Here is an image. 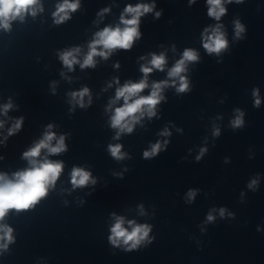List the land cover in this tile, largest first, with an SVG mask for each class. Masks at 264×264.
<instances>
[{
    "label": "clouds",
    "instance_id": "clouds-1",
    "mask_svg": "<svg viewBox=\"0 0 264 264\" xmlns=\"http://www.w3.org/2000/svg\"><path fill=\"white\" fill-rule=\"evenodd\" d=\"M196 0H189L190 4L195 3ZM225 0H207L208 16L219 21L222 16L226 14L227 9L224 7ZM233 0H227V3H232ZM236 3H242L243 0H235ZM38 4V0H0V28L4 30H10L11 21L20 18L23 20L24 15L31 13L35 16V5ZM79 0L72 2V0H63V3L57 6L56 12L53 13L55 23L60 24L70 18L69 13L75 12L79 8ZM154 4H136L135 6L129 4L125 7L124 13L121 14L120 22L124 25L123 28L117 27H105L103 30L95 34V38L89 44V51L83 62L80 64L81 68L94 67V57L100 56L107 59L111 52L115 49L129 50L133 46L136 39L140 37L139 24L140 18L153 11ZM103 12L109 11L105 8ZM102 14V13H101ZM130 15V19H126L125 15ZM161 15L160 12L156 13L158 18ZM205 33L209 32L208 28L204 29ZM245 32V27L239 20L235 21V36L237 39H242V33ZM98 46L102 47V50H98ZM228 41L225 38V33L221 31V26L217 25L211 29V34L205 35L203 39V48L209 53L220 54L222 50L227 49ZM80 49L75 48L60 53V59L63 64L72 69V66L79 61L76 58V53H79ZM199 59L198 53L193 49H185L182 57L174 64V66L168 71L170 78H178L179 86L177 88L178 93L186 92L189 89V82L187 77L182 75L186 71V63L194 62ZM166 64V57L164 54L156 55L152 54L150 66H141V72L144 74V78L139 82H127L122 87L116 89L115 99L112 103L123 99L124 103L120 107H116L114 114L111 117V127L118 129L117 137L120 133L133 131L135 122L142 117L145 112L149 117L155 116L156 106L164 99L161 92L164 87L168 86V81H160L152 84V90L149 95H139L148 87L147 76L154 69L163 71ZM116 67H119L117 64ZM119 83V81H116ZM175 84V81H173ZM89 90L84 88L80 92L72 93L74 99L79 98L78 102L81 107H84L83 98L88 95ZM254 99V106L259 107L261 99L259 98V89H253L252 93ZM12 107L11 103L4 105V112ZM238 113L231 121L233 129L242 128L244 126V113L239 109H236ZM23 118L17 120L12 128L9 129V135H12L21 128ZM0 127H3V122H0ZM52 125H48L49 131H47L38 143L28 151L23 153V157L28 159L31 167L18 171L13 174V178H8L5 174H0V221H3L10 210H16L20 212L27 210L37 204L42 198L48 195L49 188L54 186L58 180L62 170V162H53L45 159L38 161L41 155V150L46 149L50 154H59L67 150L65 144V137L60 136L55 146L51 142L56 139L55 133L50 131ZM164 135L169 133L165 132ZM214 135H219V130L214 132ZM167 145V141L162 145L160 142L152 145L150 151H145L143 156L145 159H151L158 155ZM122 145H109V152L112 157L117 160L123 159L124 154L121 152ZM207 151L206 148H202L200 155L196 157L197 161L201 159L203 154ZM91 180V174L82 168L74 167L71 172V183L73 187H81L87 185ZM95 183L94 180H91ZM258 183L253 179L248 187L254 189ZM189 201L193 200L196 195V190H189L187 193ZM225 209H220V216L223 217ZM229 215H232L229 213ZM215 217L211 214L207 216V221H214ZM125 221L122 217H117L115 223L112 225L108 237L109 243L113 247H123L126 252L138 250L141 245H147L152 243L153 237H150L149 233L152 228L148 224H136L133 221H128L131 231L124 226ZM0 250H7L8 245L14 242L13 229L6 225H0Z\"/></svg>",
    "mask_w": 264,
    "mask_h": 264
}]
</instances>
